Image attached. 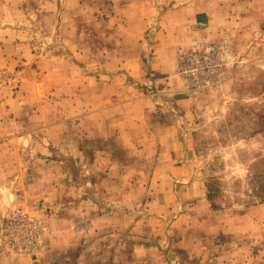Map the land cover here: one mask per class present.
Segmentation results:
<instances>
[{"label":"rangeland","instance_id":"374dc122","mask_svg":"<svg viewBox=\"0 0 264 264\" xmlns=\"http://www.w3.org/2000/svg\"><path fill=\"white\" fill-rule=\"evenodd\" d=\"M194 41L231 48L215 94L175 76ZM0 264H264V0H0Z\"/></svg>","mask_w":264,"mask_h":264},{"label":"built area","instance_id":"2783aa9c","mask_svg":"<svg viewBox=\"0 0 264 264\" xmlns=\"http://www.w3.org/2000/svg\"><path fill=\"white\" fill-rule=\"evenodd\" d=\"M230 54L231 48L222 42L194 41L189 48H179L174 73L182 84V93L188 97L215 94L231 77ZM44 224L42 218L13 213L5 227L4 241L9 251L14 254L37 252L44 237Z\"/></svg>","mask_w":264,"mask_h":264},{"label":"crops","instance_id":"0c3cea01","mask_svg":"<svg viewBox=\"0 0 264 264\" xmlns=\"http://www.w3.org/2000/svg\"><path fill=\"white\" fill-rule=\"evenodd\" d=\"M202 13L197 12L195 14V16H193V20H194L193 22L190 19L189 27H185L184 28V25H183L184 19H181L180 23H181L182 26L179 28V32L178 33L182 34L183 32L188 31V33H189L188 36H206L205 32L208 31L209 28H206L207 27L205 25L206 17L204 16L205 14H202ZM180 17H183V16H180ZM192 24H194V26Z\"/></svg>","mask_w":264,"mask_h":264}]
</instances>
